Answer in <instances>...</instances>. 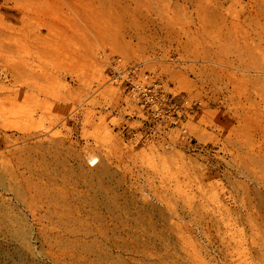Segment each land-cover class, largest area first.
I'll use <instances>...</instances> for the list:
<instances>
[{
	"label": "rangeland",
	"instance_id": "obj_1",
	"mask_svg": "<svg viewBox=\"0 0 264 264\" xmlns=\"http://www.w3.org/2000/svg\"><path fill=\"white\" fill-rule=\"evenodd\" d=\"M0 264H264V0H0Z\"/></svg>",
	"mask_w": 264,
	"mask_h": 264
},
{
	"label": "built area",
	"instance_id": "obj_2",
	"mask_svg": "<svg viewBox=\"0 0 264 264\" xmlns=\"http://www.w3.org/2000/svg\"><path fill=\"white\" fill-rule=\"evenodd\" d=\"M137 67H131V68H129L127 71H125V72H127L128 73V75H134V74H136V72H137Z\"/></svg>",
	"mask_w": 264,
	"mask_h": 264
}]
</instances>
